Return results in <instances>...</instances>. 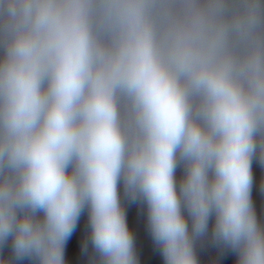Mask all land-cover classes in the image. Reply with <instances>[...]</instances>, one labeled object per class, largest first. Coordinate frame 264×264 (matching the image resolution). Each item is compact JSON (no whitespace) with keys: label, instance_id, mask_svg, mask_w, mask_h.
<instances>
[{"label":"clouds","instance_id":"clouds-1","mask_svg":"<svg viewBox=\"0 0 264 264\" xmlns=\"http://www.w3.org/2000/svg\"><path fill=\"white\" fill-rule=\"evenodd\" d=\"M0 27V246L65 264L87 206L86 243L103 264H137L123 177L165 264H197L182 202L195 233L214 215L212 237L236 264H264L251 201L253 157L264 163V0H0ZM118 95L140 132L131 151ZM0 264H11L2 252Z\"/></svg>","mask_w":264,"mask_h":264}]
</instances>
